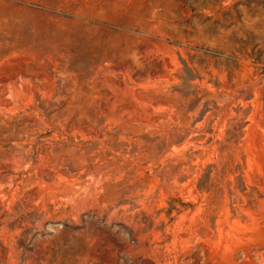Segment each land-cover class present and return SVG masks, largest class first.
I'll use <instances>...</instances> for the list:
<instances>
[{"label":"rangeland","instance_id":"obj_1","mask_svg":"<svg viewBox=\"0 0 264 264\" xmlns=\"http://www.w3.org/2000/svg\"><path fill=\"white\" fill-rule=\"evenodd\" d=\"M0 264H264V0H0Z\"/></svg>","mask_w":264,"mask_h":264}]
</instances>
